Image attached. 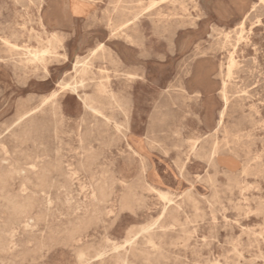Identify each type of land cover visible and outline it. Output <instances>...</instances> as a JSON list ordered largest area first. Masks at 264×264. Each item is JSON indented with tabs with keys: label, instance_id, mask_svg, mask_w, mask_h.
I'll return each mask as SVG.
<instances>
[{
	"label": "rangeland",
	"instance_id": "obj_1",
	"mask_svg": "<svg viewBox=\"0 0 264 264\" xmlns=\"http://www.w3.org/2000/svg\"><path fill=\"white\" fill-rule=\"evenodd\" d=\"M263 1L0 0V264H264Z\"/></svg>",
	"mask_w": 264,
	"mask_h": 264
},
{
	"label": "bare ground",
	"instance_id": "obj_2",
	"mask_svg": "<svg viewBox=\"0 0 264 264\" xmlns=\"http://www.w3.org/2000/svg\"><path fill=\"white\" fill-rule=\"evenodd\" d=\"M14 1V0H13ZM111 1V0H110ZM132 1V0H131ZM165 1V0H164ZM171 1H175V0H171ZM24 2H26V3H28L27 1H24ZM31 2V1H30ZM264 2V1H263ZM6 3V2H5ZM262 3V2H261ZM14 4H17L16 2H14ZM128 4H130V3H128ZM3 5V4H2ZM20 5V4H19ZM262 5V4H261ZM261 5H260V7H261ZM110 6H112V5H110ZM21 7V6H20ZM5 8V7H4ZM4 8H3V10H4ZM105 8V7H104ZM255 8V4H253L252 5V7H251V10H253ZM70 9H71V12L73 13V14H75V15H78V14H81L82 12H83V6L80 4V3H78V2H74L73 4H71L70 5ZM124 9V8H123ZM133 9V8H132ZM6 10H8V9H6ZM115 10V9H114ZM259 10V9H258ZM260 10H261V8H260ZM110 11H112V10H110ZM256 11V10H255ZM9 12V11H8ZM128 13V12H127ZM90 14V13H89ZM115 14V13H114ZM252 14V13H251ZM163 15H165V14H163ZM102 17V16H101ZM252 17V15L250 16V18ZM119 18V17H118ZM258 18H260V17H258ZM102 19V18H101ZM120 19V18H119ZM256 19V18H255ZM87 20V19H86ZM130 20V19H129ZM132 20V19H131ZM244 20H245V17L239 22V24H238V26L241 28L242 27V25H243V23H244ZM247 20H248V18H247ZM258 20V19H257ZM28 22V21H27ZM93 23V22H92ZM249 24V23H248ZM85 25V24H84ZM87 25H88V23H87ZM107 25V24H106ZM251 25V24H250ZM97 26V25H96ZM83 27V26H82ZM88 27V26H87ZM5 29V28H4ZM0 30H2V27L0 28ZM43 30V29H42ZM240 30V29H239ZM249 30V29H248ZM115 31V30H114ZM4 33V32H3ZM233 33V32H232ZM238 33H240L239 31L237 32V34ZM243 33V32H242ZM234 34H235V31H234ZM250 35V34H249ZM257 35V34H256ZM236 36V35H235ZM245 36V35H244ZM252 36V35H251ZM11 37V36H10ZM128 37V36H127ZM247 37V36H246ZM241 38V37H240ZM261 38V37H260ZM259 38V39H260ZM13 39V38H12ZM225 39V38H224ZM237 39V38H236ZM14 40H15V38H14ZM237 40H239V39H237ZM224 41V40H223ZM229 43V42H228ZM235 43V42H234ZM223 44V43H222ZM233 45V44H232ZM101 46V45H100ZM232 49H234V48H232ZM32 51H33V49H32ZM27 52V51H26ZM88 52V51H87ZM86 52V53H87ZM31 53V52H30ZM170 53V52H169ZM24 54V53H23ZM27 54H28V52H27ZM139 55V54H138ZM33 55H31V57H32ZM140 56V55H139ZM148 56V55H147ZM18 57H21V56H18ZM24 57V56H23ZM30 57V56H29ZM142 57H144V56H142ZM193 57V56H192ZM191 57V58H192ZM76 58V57H75ZM147 58V57H146ZM149 58V57H148ZM26 60V59H25ZM24 60V61H25ZM246 60V59H245ZM252 60V59H251ZM227 61H231L232 62V58L230 57V60H227ZM235 61V60H234ZM241 61H242V59H241ZM80 62V60L78 59V58H76V60H75V63H74V69H75V67H76V65L78 64ZM19 64V63H18ZM184 64V63H183ZM234 64V63H233ZM251 64V63H250ZM249 64V65H250ZM254 64V63H253ZM245 65H246V63H245ZM245 65H244V67H245ZM220 66V65H219ZM230 66H232V65H230ZM229 66V67H230ZM72 67H73V65H72ZM175 67V66H174ZM221 67V66H220ZM226 67V66H225ZM229 67H228V70H227V72L226 73H230L229 71H230V69H229ZM238 67V66H237ZM243 67V68H244ZM248 67V66H247ZM253 67V66H252ZM251 67V68H252ZM259 67V66H258ZM227 68V67H226ZM242 68V69H243ZM175 69V68H174ZM221 69V68H220ZM241 69V68H240ZM241 69V71H243ZM185 70V69H184ZM226 70V69H225ZM246 70H248V69H246ZM82 71H84V69H82ZM245 71V70H244ZM254 71V70H253ZM239 72V71H238ZM249 72V71H248ZM175 73V72H174ZM240 73V72H239ZM219 74H220V72H219ZM238 74V73H237ZM242 74V73H241ZM249 74V73H248ZM255 74V73H254ZM258 74V73H257ZM175 75V74H174ZM221 75V74H220ZM236 75V74H235ZM243 75V74H242ZM216 76V75H215ZM258 76V75H257ZM264 76V75H263ZM250 77V76H249ZM238 78V77H237ZM252 78V77H251ZM255 77H253L252 79H254ZM258 78V77H257ZM250 79V78H249ZM0 81L2 82V83H5V81H6V79H5V74L3 73V71L0 69ZM178 81V80H177ZM80 82V81H79ZM176 82V81H175ZM255 82V81H254ZM260 82V81H259ZM169 83V82H168ZM177 83V82H176ZM179 83H180V88L183 90V92H185V93H188V90L185 88V86L183 85V83H184V81H183V79H180L179 80ZM258 83V82H257ZM257 83H255V84H257ZM163 84V82H161L160 83V85H162ZM252 84V83H251ZM261 84V83H260ZM263 84V83H262ZM178 85V84H177ZM222 85V89H221V92H222V96H223V99H224V102H225V104L227 103V98H226V95H225V83L223 82V84H221ZM246 85H248V84H246ZM245 85V87H247ZM60 86H61V88L62 89H69V90H71V91H75L76 90V87L75 86H73V85H71L70 83H68V82H63V83H60ZM250 86H252V85H250ZM261 86V85H260ZM237 87V86H236ZM264 87V86H263ZM171 88H173V87H171ZM241 88H243V87H241ZM249 88V87H248ZM240 88H238L237 90H239ZM264 89V88H263ZM246 91V90H245ZM248 91V90H247ZM254 91H255V89H254ZM257 91V90H256ZM221 92H218V94L219 93H221ZM227 92V91H226ZM236 92V91H235ZM240 92V91H239ZM252 92V91H251ZM233 93H234V91H233ZM241 93V92H240ZM217 94V95H218ZM226 94H228V93H226ZM230 94V93H229ZM238 94V93H237ZM261 94V93H260ZM248 95H250V94H248ZM257 96H258V93H257ZM218 97H219V95H218ZM217 97V98H218ZM221 97V96H220ZM230 97V96H229ZM247 97V96H246ZM256 97V96H255ZM262 97H263V95H262ZM248 98V97H247ZM260 98L261 97H259V100H260ZM82 99V101H83V105H84V107L85 108H87V109H90V110H92V111H97V109H96V107H95V105L93 104V100L92 99H88V98H81ZM221 99V98H220ZM246 100V99H245ZM261 100H262V98H261ZM256 103V102H255ZM262 103H263V101H262ZM225 108H226V106H224L223 108H222V110H220L219 111V113H218V119H217V121H218V124H220L221 123V121H223V117H224V110H225ZM35 111L33 110V109H30V110H27V111H25L24 113H22L20 116H19V118H18V121H23V120H25V119H27L28 117H30L33 113H34ZM235 112V111H234ZM254 113H256V112H254ZM259 119V118H258ZM237 120V119H236ZM107 122V121H106ZM239 122V121H238ZM262 122V121H261ZM259 123V122H258ZM224 133V132H223ZM225 134V133H224ZM179 137V136H178ZM177 137V138H178ZM232 137V136H231ZM192 141V140H191ZM238 141V140H237ZM194 142V141H193ZM196 142V141H195ZM236 142V141H235ZM216 148V147H215ZM215 153V152H214ZM213 153V154H214ZM216 154V153H215ZM212 155V154H211ZM199 157H200V155H199ZM36 166V164H32L31 165V168H34ZM177 167V166H176ZM246 167V166H245ZM263 167V166H262ZM177 169V168H176ZM181 169V168H180ZM230 172V171H229ZM244 172V171H243ZM180 173V172H179ZM231 173V172H230ZM147 174H149V173H147ZM180 175V174H179ZM241 175V174H240ZM148 177H150V176H148ZM151 178V177H150ZM208 179H209V177H208ZM153 181V180H152ZM244 181V180H243ZM209 183H211V182H209ZM192 186V185H191ZM178 188V187H177ZM7 180H6V176L3 174H0V191H1V193H4V192H6L7 190ZM26 186L24 185V184H22L21 185V189H20V192H23V191H26ZM241 191H243V190H241ZM245 191V190H244ZM91 194H92V198L93 199H95V200H102V199H104V198H106L108 195H109V193H108V186L104 183V182H101L97 187H96V189L94 188V187H91ZM201 195V194H200ZM162 198L163 199H166L167 201H169V199L166 197V196H164V195H162ZM170 202V201H169ZM169 202H167V203H169ZM168 205V204H167ZM31 208V203H30V201H28V200H16L15 202H13L12 204H11V211H12V213L15 215V219L17 220V221H19L20 220V218L19 217H23L25 214H27V212L29 211V209ZM197 211V210H196ZM202 215V214H201ZM12 227H11V225L10 226H8V228H6V229H4V230H2V232H10V229H11ZM149 229V228H148ZM82 232H83V229L82 228H79V227H74V229L69 233V238L70 239H72V240H74V239H76L78 236H81V234H82ZM261 236V235H260ZM2 236L0 235V244L2 243ZM129 238H127L126 240H125V238H124V240H123V243L125 244V242H129ZM146 240V239H145ZM148 243V242H147ZM128 244V243H127ZM149 244V243H148ZM129 246H130V244H128ZM153 245V244H152ZM120 247H124V245H112V249L113 250H117L118 248H120ZM101 255H103V252L102 253H100V252H96L95 254H92V255H90V254H87V253H85L83 250H79L78 251V255H77V259H78V264H91L90 263V261H91V259L92 258H94V257H99V256H101ZM119 256H120V253L119 252H117V254H116V257L117 258H119ZM121 261H122V263H124V258H122L121 259Z\"/></svg>",
	"mask_w": 264,
	"mask_h": 264
}]
</instances>
